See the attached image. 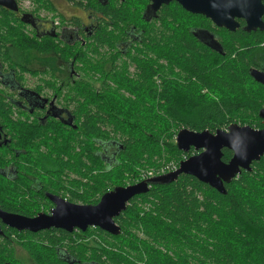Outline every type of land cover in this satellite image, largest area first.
Wrapping results in <instances>:
<instances>
[{"label":"trees","instance_id":"16d2710c","mask_svg":"<svg viewBox=\"0 0 264 264\" xmlns=\"http://www.w3.org/2000/svg\"><path fill=\"white\" fill-rule=\"evenodd\" d=\"M146 2L111 1L105 26L141 23ZM160 16L163 25L184 29L169 39L147 33L138 46L147 51L131 60L137 64L136 74L116 70L110 80L117 85L107 83L100 90L77 79L76 98H81L74 109L77 127L58 122L44 129L48 132L38 157L32 151H39V146H24L28 153L21 151L15 162L19 174L11 180L0 175L1 208L34 216L53 206L45 196L43 204L34 201L39 192L29 190L23 171L43 182L42 192L96 204L110 189L136 183L139 171L159 174L197 152L178 149L176 134L182 128L216 131L232 123L264 128L259 116L264 85L249 72L253 66L264 69V31L217 29L205 16L192 14L177 2L164 5ZM193 25L215 31L222 52L197 41L188 30ZM99 35L95 51L115 39L103 29ZM76 59L85 67H100L97 59L82 57V51ZM232 156L233 151L225 148L223 160L229 162ZM226 188L227 193H221L188 174L154 184L116 217L121 234L99 227L85 231L100 234L91 238L96 246L88 244L81 229L7 231L16 233L17 242L37 264H264V156ZM10 242L0 245V258L14 264ZM63 248L74 262L61 257Z\"/></svg>","mask_w":264,"mask_h":264},{"label":"flooded vegetation","instance_id":"af4514ba","mask_svg":"<svg viewBox=\"0 0 264 264\" xmlns=\"http://www.w3.org/2000/svg\"><path fill=\"white\" fill-rule=\"evenodd\" d=\"M14 1L13 7L0 4V175L8 180L19 174L15 162L21 151L27 152L24 147L27 143L39 146V151H32L33 157L42 154L43 137L48 132L44 129L58 122L73 129L77 127L78 115L74 109L81 99L76 98L79 92L75 88L77 79H84L87 84L100 90L107 83L116 84L110 80L116 70L129 75L136 74L137 64L131 60H137L140 52L147 51L138 47L144 42L147 33L153 35L157 32L159 36L164 34L169 39L177 30L184 29L178 24L163 25L160 20L164 5L177 1L163 4L155 12L151 6L153 1L147 0L141 10V19L148 25L138 20L141 23L125 25L120 22L108 27L105 26L110 21L106 6L111 1L120 5L125 0H84L80 4H76L75 0ZM206 18L213 27L224 28ZM237 20L240 23L237 29L243 30L245 20ZM102 29L103 33L115 39H106L103 46L95 51L93 44L99 42L96 35L100 36ZM188 30L197 41L212 49L213 46H219L218 43L222 45L217 33L203 25H193ZM81 51L82 57L87 55V58L99 61L98 70L90 64L85 67L76 59V54ZM88 88L84 89L85 93H88ZM22 174L30 184L29 190L39 192L34 198L37 204H43L42 197L45 196L54 207L47 196L50 193L67 199L49 190L42 192L45 188L42 181L29 172L23 171ZM0 228L3 230L0 233V245L7 244V239L11 245L16 233L7 231V228L13 227L3 223L0 218ZM84 235L86 239L90 234L84 231ZM60 251L65 261L76 260L65 248ZM13 262L22 264V259L14 253ZM0 264L11 263L4 258ZM87 264L100 263L91 261Z\"/></svg>","mask_w":264,"mask_h":264},{"label":"water","instance_id":"95a60500","mask_svg":"<svg viewBox=\"0 0 264 264\" xmlns=\"http://www.w3.org/2000/svg\"><path fill=\"white\" fill-rule=\"evenodd\" d=\"M13 1L0 0V4L13 7ZM152 1L151 6L155 12L163 4L177 1L187 11L203 14L219 27L235 31L240 27L237 18H242L246 22L243 30L264 31L263 0ZM218 45L213 46L214 49L222 52V45ZM249 72L256 81L264 85V69L253 66ZM259 116L264 119V108L260 109ZM176 144L183 152H197L181 160L176 170L114 187L104 193L96 204L74 203L50 193L47 196L54 207L49 212L41 211L35 216H27L0 208V218L3 223L19 231L39 232L61 228L73 232L75 229L87 231L90 227H99L114 235L121 234L122 228L116 222V217L127 209L133 197L149 192L154 184H168L177 181L182 174H188L226 194V183L232 182L244 170L251 171L253 163L264 156V128L240 123H232L227 128L216 131H196L185 127L178 131ZM225 148L233 151L229 162L223 160ZM0 233H3L1 228Z\"/></svg>","mask_w":264,"mask_h":264},{"label":"rangeland","instance_id":"374dc122","mask_svg":"<svg viewBox=\"0 0 264 264\" xmlns=\"http://www.w3.org/2000/svg\"><path fill=\"white\" fill-rule=\"evenodd\" d=\"M54 20L55 21H57L58 20V18H54ZM193 154V153H192ZM191 154V155H192ZM190 155V156H191ZM183 159H185V158H183ZM182 159V160H183ZM169 171H172V170H169ZM169 171H167V172H169ZM144 178H143V172H141V171H139V177H138V179H137V182L138 181H141V180H143ZM130 184V183H129ZM133 184V183H132ZM128 185V184H127ZM122 186H124V185H122ZM23 190V189H22ZM111 190V189H110ZM36 198V197H35ZM82 204V203H81ZM93 234H96V235H100V234H98V232L96 231L95 233H90V235L88 236V238H86V241H88V244L89 245H93V246H96L97 244H96V242L95 241H93V240H89V239H91L92 238V236H93ZM18 241V237H16V236H13V241H12V244H11V248L12 249H10L9 250V253H11V251H13V253H15L16 254V256L18 257V258H21L22 259V264H37L36 263V261L34 260V258L30 255V253L27 251V249H25L24 247H23V245L21 244V243H18L17 242ZM14 250L16 251V252H14Z\"/></svg>","mask_w":264,"mask_h":264},{"label":"built area","instance_id":"2783aa9c","mask_svg":"<svg viewBox=\"0 0 264 264\" xmlns=\"http://www.w3.org/2000/svg\"><path fill=\"white\" fill-rule=\"evenodd\" d=\"M185 158H187V157H185ZM179 165H180V162L178 164L168 165L166 167L168 169L167 170H163V172L162 173H159V174H154L152 171H149V170L143 171V178L145 179V178L153 177V176H156V175L168 173L167 171H169V170H176L179 167Z\"/></svg>","mask_w":264,"mask_h":264}]
</instances>
